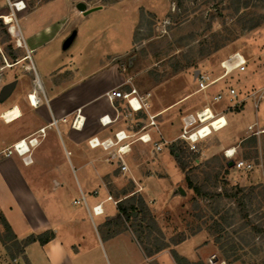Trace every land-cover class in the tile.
I'll use <instances>...</instances> for the list:
<instances>
[{
	"label": "crops",
	"instance_id": "0c3cea01",
	"mask_svg": "<svg viewBox=\"0 0 264 264\" xmlns=\"http://www.w3.org/2000/svg\"><path fill=\"white\" fill-rule=\"evenodd\" d=\"M54 1L58 0L41 1L17 16V34L22 39L24 50L16 64L23 61V76H31L32 69L36 80L33 77L30 80L17 79L11 95L0 102V214L19 240L45 231L52 232L53 236L43 243L38 240L30 242L14 258L0 242V264H152V261L176 264L169 248L146 257L128 225L117 220V204L106 199L107 195L119 200L131 195L142 196L168 239L172 229L160 224L161 216L164 214L166 217L167 210L183 207L187 199V192L181 188L185 174L172 156L170 146L153 153L149 143H132L130 152L124 155L129 170L123 173L114 162L107 161L105 150L88 144V139L93 136L112 137L118 130L128 133L129 128L136 129L139 126L136 122L145 118L144 113H137L129 119L125 117L124 101L115 102L116 109L107 99L106 91L114 88L125 91L133 85L130 80L123 79L117 64L111 63L108 56L123 54L127 50L139 10L165 18L171 3L169 0L102 2L96 10H122L131 16L127 31L129 43L121 51L93 55L91 60H83L59 56L58 45L54 42L67 35L70 28L64 31L63 15L51 11L50 5ZM61 1L76 14H83L75 7L77 0ZM125 2L130 5H125ZM41 9L43 11L33 16ZM46 10L48 15L43 20L36 17ZM3 18L11 21L8 15H3ZM12 32L16 31L13 29ZM35 81L40 83V87ZM221 88V84L215 86L214 93ZM32 92L40 99L36 105L30 103ZM189 97L187 92L156 105L148 98L151 104L148 111L157 114L155 120L161 137L167 140L177 138L183 116L175 125L172 109L178 105L182 107ZM246 102L244 106L249 105L250 112L259 106L255 107L251 98ZM206 105L215 112L224 110L227 124L210 134L215 135V143L203 148V156L224 153L227 149H234L236 154L249 125L253 126L255 134L264 135L261 131L264 118L248 121L240 131L236 127V114L224 109L227 101ZM244 106L237 112H241ZM14 107L18 108L19 115L4 120L2 112ZM103 115L110 118L105 125L100 120ZM147 131L153 139L159 137L154 128ZM23 138L29 147L31 161L28 163L16 151L5 154ZM30 138H34L32 144L28 143ZM124 178L134 182L133 190L127 192L118 188V183ZM257 179V174L251 175L250 183ZM258 181L264 182V176ZM81 196L84 200L75 203L74 200ZM98 203H101L102 213L94 214L92 206ZM207 240L204 231L199 230L173 248L194 261L211 245Z\"/></svg>",
	"mask_w": 264,
	"mask_h": 264
},
{
	"label": "rangeland",
	"instance_id": "374dc122",
	"mask_svg": "<svg viewBox=\"0 0 264 264\" xmlns=\"http://www.w3.org/2000/svg\"><path fill=\"white\" fill-rule=\"evenodd\" d=\"M13 1L18 0L0 1V87L13 79L30 80L33 77L36 80L32 69L31 76H23V61L16 64L24 50L23 43L19 45L16 41L19 37L16 18L44 0H23L25 7L20 10L11 5ZM77 1H83L88 7H93L107 0ZM129 2H125V5H130ZM169 2L171 6L165 18H158L143 9L139 10L138 21L128 45L127 31L131 17L128 13L102 9L85 15L76 14L64 1H54L50 5L51 11L63 15L64 31L70 28L66 32L67 35L54 42L58 45L59 56L91 60L93 55L102 56L112 51H121L128 45L123 54H110L108 59L117 64L123 79L130 80L140 93L148 94V98L154 100L155 105L190 93L182 107L178 105L172 109L175 125L186 112L198 110L210 103L211 95L216 91L215 86L221 84L225 88L232 84L245 95L264 85V0H181L179 5L175 0ZM42 9L33 13V16L43 11ZM47 12L48 10L36 17L43 20L45 15H48ZM3 15L10 16L11 21L6 23ZM10 26L11 31H16L14 34L9 32ZM71 31L75 32L74 40L67 49H63V40ZM233 52H239L244 57L246 70L229 73L206 92H195L194 72L197 69L205 70L213 77L221 74L223 61ZM244 107L241 112H237L240 108L232 109L237 118L236 127L240 131L248 121L256 117L264 118L263 101L252 112L248 109L249 105ZM18 115L19 110L14 107L13 110L3 111L1 117L10 120ZM223 120L224 117L221 118L222 122ZM212 123L215 127L218 126V121ZM244 135L235 158L251 162L252 167L246 171L236 170L235 175L232 174L234 169L229 170L226 167L227 157L223 152L202 155L204 147L215 143V135L198 139L195 142V151L186 148L185 143L179 140L170 145V149L173 147L182 151L180 157L186 164L184 174L193 185L201 189L202 195H196L184 179L181 188L187 192L186 204L183 207L178 206L175 211L167 210L166 217L163 214L159 222L164 228L172 229V235L168 239L165 237L168 241L172 237L184 235L186 238L199 230L204 231L211 245L203 251L202 256L192 262L213 264L209 257L215 255L218 261H224L223 264H264V234L255 233L250 224L241 227L248 219L254 224H260L261 229H264V206L258 208L259 203L263 202V196L257 195L251 199L248 196L251 186H264V182L258 181L264 176V135H257L249 129H245ZM256 174L257 181L251 180L250 183L251 175ZM117 186L129 192L133 190L134 182L124 178ZM231 187L244 189L236 196L224 195L236 192V189ZM259 190L257 187L254 193ZM216 193L221 196H214ZM244 213H247L246 217H242ZM261 213L263 216L259 217ZM226 216L228 217L224 220ZM125 225H131V220ZM145 232L141 233L139 240L149 245L152 239L148 241ZM153 235L154 232L149 238ZM217 236H220L219 242L214 241ZM231 243L236 245V250L225 261L222 259V251ZM176 244H171L168 248ZM220 244L222 248L219 247ZM152 264L158 263L152 261Z\"/></svg>",
	"mask_w": 264,
	"mask_h": 264
},
{
	"label": "built area",
	"instance_id": "2783aa9c",
	"mask_svg": "<svg viewBox=\"0 0 264 264\" xmlns=\"http://www.w3.org/2000/svg\"><path fill=\"white\" fill-rule=\"evenodd\" d=\"M17 3H20V6L22 5L20 9L25 7V2L23 0H18L15 2L13 1L11 5H13L16 10H19V5H17ZM10 28L11 26L9 27V32L14 34L15 32H12ZM16 41L17 43H20L19 45L23 43L20 37H17ZM245 70L246 64L244 57L239 52H233L228 55L223 61V72L215 77H213L205 70L198 69V72L195 74V92H206L207 89L225 78L229 73L234 71L243 72ZM36 85L40 87V83L38 81L36 82ZM106 97L110 101V103L115 106L116 109L117 107L115 105V102L119 100L124 101V107L126 111L125 117H128L129 119L134 118L133 116H135L137 113L145 114L144 119L136 122V124H138L139 126L136 129L129 128L128 133L126 132V130H118L114 132L112 137L108 136L104 138H98L97 136H93L88 139V144L90 147L99 146L103 150H105L107 154V161L114 162L117 168H119V170L123 173L129 170L124 160V155L130 152L131 144L136 141L151 144V150L153 153L161 152L165 147L170 146L177 140L185 143V147L189 150L195 151V142L198 139H202L210 135L212 132L221 129L227 124L226 120L223 122L221 121V118L224 117V110L223 112H215L209 105H206L194 112H189L183 115L179 135L174 140H167L161 137L157 129L155 120L157 114L150 113L148 111L151 105L148 101V94L140 93L136 87L131 85L130 88L125 91L120 88L108 90L106 91ZM248 98H251L255 107H257L261 101L264 102V86L254 88L245 95H242L237 87L232 84H228L225 88L220 89L219 91L211 95L210 103L215 104L221 101H227V105L224 109L234 110L236 108H242ZM39 101V98L35 97V102L30 98V103L32 105H36ZM100 120L103 125L110 122V118H108V115H103ZM212 121H218V126L215 127L212 124ZM149 128H154V131L158 133L159 137L153 139L149 131H147V129ZM247 129L252 130L253 126L249 125ZM261 131H264V128L261 129ZM193 136H195V138H193ZM33 140L34 138L28 139V143L32 144ZM22 142L24 143L25 149H23L21 145ZM12 150L20 153L25 163L31 161L30 155L28 153L29 147L26 144L24 138L14 143L11 148H8L5 154L11 153ZM228 152L229 149L224 151L227 159L232 158L234 160V164L231 168H228L229 170L235 169L237 171H246L252 167L251 162L243 159H236L234 150L232 154H228ZM106 199L112 201L114 204H117V202L119 201V199L112 198L111 195H107ZM83 200L84 198L83 196H81L79 200H74V202L76 203ZM92 211L94 214L102 213L101 203L92 206ZM209 261L213 264L224 263V261H218L215 255H211V257H209Z\"/></svg>",
	"mask_w": 264,
	"mask_h": 264
},
{
	"label": "trees",
	"instance_id": "16d2710c",
	"mask_svg": "<svg viewBox=\"0 0 264 264\" xmlns=\"http://www.w3.org/2000/svg\"><path fill=\"white\" fill-rule=\"evenodd\" d=\"M176 4H181V0H175ZM171 153L175 155V159L179 165V167L186 171V164L181 160V150L174 149L173 147L170 149ZM185 179L187 180L188 186L191 187L196 195L201 196L202 191L199 187L193 185L191 181L189 180L188 176L185 175ZM259 187L260 190L258 193H254V190ZM231 189H236V192L233 194H226V196H236L238 192L243 191L244 188L242 187H231ZM257 195L263 196V202L259 203L258 208L264 206V186L263 185H255L251 186L249 188L248 196L251 198H255ZM214 196H221L220 193L214 194ZM263 205V206H262ZM117 208H118V216L117 220L121 223H127L129 220H131V225L128 227L131 229V232L133 233L135 239L137 240L138 244L142 248V251L146 257H151L155 253L159 252L162 249L168 248L171 244H176L181 242L185 236L181 235L180 237H172L169 241L165 239V236L156 221L155 216L153 215L152 211L149 209L147 203L144 201L142 196L140 195H131L123 200H119L117 202ZM247 213H244L242 217H246ZM263 216V213L259 215V217ZM228 216L224 217L225 220ZM231 222H227V224H230ZM250 224V228L255 233L262 232L264 234V229H261L260 224H254L250 220H245V222L242 224L241 227H244L246 225ZM219 226V225H218ZM133 227V229H132ZM200 229V228H199ZM198 230V229H197ZM146 231V232H145ZM142 232H145V238L149 241L152 239L151 244H143L139 237ZM154 232V235L152 238H149L152 233ZM53 236V233L50 231H45L38 235H29L26 238H23L19 240L15 234L13 233L10 225L4 218L2 214H0V242L5 247L6 251L9 253L10 257L14 258L16 254L22 253L24 251V247L29 244L32 241L38 240L39 242L43 243L48 241ZM147 241V242H148ZM215 242L220 241V236L216 237L214 239ZM220 248H222V244L219 245ZM254 249V248H253ZM231 250V252H228ZM236 250V245L234 243H231L228 245L227 248L223 249L222 251V259L226 261L230 257V255L234 254ZM256 251V249H254ZM170 253L172 258L174 259L176 264H203L201 261H195L192 262L188 260L186 257L181 256L178 254V252L171 247Z\"/></svg>",
	"mask_w": 264,
	"mask_h": 264
},
{
	"label": "water",
	"instance_id": "95a60500",
	"mask_svg": "<svg viewBox=\"0 0 264 264\" xmlns=\"http://www.w3.org/2000/svg\"><path fill=\"white\" fill-rule=\"evenodd\" d=\"M75 7L80 11L82 12L83 14H88L90 13L91 11H94L98 8H100L101 6L100 5H96V6H93V7H88L86 5L85 2L83 1H78L76 4H75ZM74 37H75V32L71 31L70 34L68 36H66V38L63 40V43H62V48L63 49H67L73 42L74 40ZM198 72V69L194 72V75ZM16 83H17V79H13L5 84H3L1 87H0V102H3L4 100H6L10 95L11 93L13 92L15 86H16ZM234 164V160L232 158H229L226 160V167L227 168H231ZM233 175L236 174V170L234 169L233 172H232Z\"/></svg>",
	"mask_w": 264,
	"mask_h": 264
},
{
	"label": "bare ground",
	"instance_id": "6f19581e",
	"mask_svg": "<svg viewBox=\"0 0 264 264\" xmlns=\"http://www.w3.org/2000/svg\"><path fill=\"white\" fill-rule=\"evenodd\" d=\"M19 3H17V5H18ZM19 7H22V6H19ZM19 7H18V9H19ZM10 20V19H9ZM5 21V20H4ZM6 22V21H5ZM6 23H9V22H6ZM19 43V42H18ZM30 98L35 102V94H34V92H32V97H31V93H30ZM225 118V117H224ZM213 122V121H212ZM213 124V123H212ZM193 138H195V136H193ZM21 145H22V147H23V149H25L24 148V143L22 142L21 143ZM233 150L234 149H229V152H228V154H232V152H233ZM23 151V150H22Z\"/></svg>",
	"mask_w": 264,
	"mask_h": 264
}]
</instances>
